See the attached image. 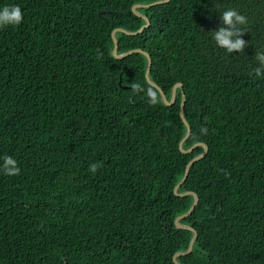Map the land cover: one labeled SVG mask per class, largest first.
Returning <instances> with one entry per match:
<instances>
[{"label": "trees", "instance_id": "obj_1", "mask_svg": "<svg viewBox=\"0 0 264 264\" xmlns=\"http://www.w3.org/2000/svg\"><path fill=\"white\" fill-rule=\"evenodd\" d=\"M0 0V264H264V0ZM235 8L247 46L213 38ZM138 87H135L137 86ZM206 129V131H205ZM20 172L7 175L4 158ZM93 163L100 165L95 173Z\"/></svg>", "mask_w": 264, "mask_h": 264}, {"label": "clouds", "instance_id": "obj_2", "mask_svg": "<svg viewBox=\"0 0 264 264\" xmlns=\"http://www.w3.org/2000/svg\"><path fill=\"white\" fill-rule=\"evenodd\" d=\"M22 20L23 12L19 5L4 6L0 10V27L18 25ZM221 20L222 26L218 30H213V38L217 45L226 49L228 53L244 51L247 41L242 38L245 31L241 26L248 23L246 16L240 14L235 8H230L221 13ZM255 59L259 62V66L253 68L252 71L257 77H262L264 76V52H256ZM99 166L93 163L90 171L95 173ZM3 170L7 175H17L20 172L17 161L11 156L4 158Z\"/></svg>", "mask_w": 264, "mask_h": 264}, {"label": "water", "instance_id": "obj_3", "mask_svg": "<svg viewBox=\"0 0 264 264\" xmlns=\"http://www.w3.org/2000/svg\"><path fill=\"white\" fill-rule=\"evenodd\" d=\"M168 1H169V0H158V1H155V2H152V3H149V4H135V5H133V7H132V8H133V11H134L136 14H138L139 16L143 17V18L145 19L146 23H145V24H144L139 30H137V31H130V30H127V29H124V28H120V27H119V28H116V29L113 30V32H112V36H113V39H114V42H115L113 53H114V55H115L117 58H123V57H126V56H128L129 54L134 53V52H143V53L147 56V58H148V66H147V69H146V73H145V75H146V79H147L148 83L151 84L152 86L156 87V88L160 91L161 96H162L164 102H165L167 105H173V104L175 103V101H176L177 90H178L179 87H181V88L183 89V83H182V82H177V83L174 85L173 90H172L171 98L169 99V98L167 97V95H166V92H165V91H164V90H163V89H162L157 83H155V82L151 79V77H150V72H151L152 64H153V60H152V56H151V54H150L149 52H147L146 50H143V49H141V48H134V49H131V50L127 51V52H124V53L120 54V53H118V50H119V43H118V40H117V37H116V32H117V31H121V32H124V33H126V34L133 35V34H137V33L141 32V31H143L145 28H147V27L151 24V21H150L149 17H148L147 15L142 14L141 12H139V11H138V7L152 6V5H156V4L166 3V2H168ZM185 105H186V95H185V93L183 92V97H182L181 106H180V113H181V117H182L184 123L186 124V126H187V128H188V131H187V134H186L185 138H184V139L181 141V143H180V149H181L184 153H190V152H191L196 146H198V145H203V146H204V151H203L201 154H199V155L195 156L194 158H192V159L187 163V165H186V169H185V174H184L183 178L181 179V181H180V182L175 186V188H174V192H175V194H177V195H179V196H186V195H189V194H193V195L195 196V200H194L192 206L190 207V209H189L187 212H185L184 214L179 215V216L176 218V220H175V222H176V226H177L178 228H187V229H191V230L194 232V236H193V238H192V240H191V242H190L189 248H188L186 251H179V252H177V253L174 255L173 259H174V261H175L176 264H181V263L178 261V259H177L178 256H180V255H185V254H189V253L191 252V250L193 249L194 242L196 241L197 236H198L197 231H196L193 227H191V226H189V225H187V224H183V223H181L180 221H181L183 218H186L187 216H189V215L194 211V209L196 208V206H197V204H198V202H199V196H198L197 193L192 192V191H185V192H181V193H180V192H179V188H180L181 185L186 181L191 166H192L196 161H198V160L204 158V157L207 155L208 151H209V147H208V145H207L206 143H204V142L197 143V144L193 145L190 149H184V147H183V143H184V141H185V140L190 136V134H191V126L189 125V123H188V121H187V119H186V117H185Z\"/></svg>", "mask_w": 264, "mask_h": 264}]
</instances>
